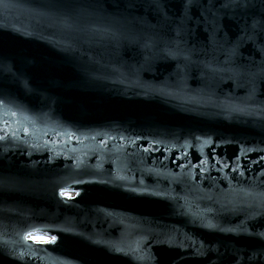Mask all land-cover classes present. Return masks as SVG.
Here are the masks:
<instances>
[{
  "label": "water",
  "instance_id": "water-1",
  "mask_svg": "<svg viewBox=\"0 0 264 264\" xmlns=\"http://www.w3.org/2000/svg\"><path fill=\"white\" fill-rule=\"evenodd\" d=\"M0 117V264H264V0H0Z\"/></svg>",
  "mask_w": 264,
  "mask_h": 264
},
{
  "label": "snow or ice",
  "instance_id": "snow-or-ice-1",
  "mask_svg": "<svg viewBox=\"0 0 264 264\" xmlns=\"http://www.w3.org/2000/svg\"><path fill=\"white\" fill-rule=\"evenodd\" d=\"M232 2L237 3L238 6H244V5H246L248 3V0H232ZM15 115H16L15 112L11 113V116L14 117ZM7 123H8L7 119H5L4 117H0V125H3V127H0V132H3V135H0V139H5L9 135V133L7 132ZM24 131L28 132V129L25 128ZM12 135H14V133H12ZM201 171H203V169H201ZM60 195L61 196H65L67 198H71L69 196L68 192H66L64 189L60 190ZM244 231H247V229H244ZM256 234L261 236V237H264V232L256 233ZM24 239L25 240H31L33 242H38V243H53V242L56 241V237L55 236H51L50 238L40 237V236L33 235L30 232H26L24 234ZM12 255L15 258H22V256H17L16 253H12ZM138 258L143 259V257H138Z\"/></svg>",
  "mask_w": 264,
  "mask_h": 264
},
{
  "label": "bare ground",
  "instance_id": "bare-ground-1",
  "mask_svg": "<svg viewBox=\"0 0 264 264\" xmlns=\"http://www.w3.org/2000/svg\"><path fill=\"white\" fill-rule=\"evenodd\" d=\"M65 191H66V192H69V193L72 192V191L74 192V194H72V195H70L71 193H70V194L68 193L69 196H75L76 193H77V191H76V190H73V189H68V190H65ZM73 192H72V193H73ZM41 234H44V233H41ZM44 235H45V234H44ZM46 236H47V235H46ZM50 237H51V236H50ZM50 237H47V238H50Z\"/></svg>",
  "mask_w": 264,
  "mask_h": 264
},
{
  "label": "rangeland",
  "instance_id": "rangeland-1",
  "mask_svg": "<svg viewBox=\"0 0 264 264\" xmlns=\"http://www.w3.org/2000/svg\"><path fill=\"white\" fill-rule=\"evenodd\" d=\"M73 192V191H72ZM72 192H68L70 195H72V194H74V192L72 193ZM33 235H36V236H40V237H48V236H46V235H44V234H41V233H35V234H33Z\"/></svg>",
  "mask_w": 264,
  "mask_h": 264
}]
</instances>
